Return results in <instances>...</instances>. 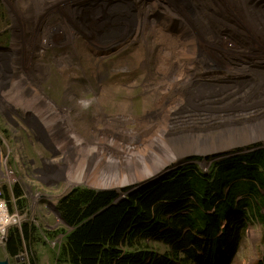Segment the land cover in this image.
Listing matches in <instances>:
<instances>
[{"label": "rangeland", "instance_id": "374dc122", "mask_svg": "<svg viewBox=\"0 0 264 264\" xmlns=\"http://www.w3.org/2000/svg\"><path fill=\"white\" fill-rule=\"evenodd\" d=\"M249 2L0 0V193L9 209L1 262L64 264L71 229L58 203L75 190L125 196L187 164L208 173L225 156L264 146V0ZM186 145L150 179L69 185L107 156L133 164L119 160L121 148L146 149L148 164ZM25 226L33 241L11 256L9 234ZM263 257L264 221L254 217L230 264Z\"/></svg>", "mask_w": 264, "mask_h": 264}, {"label": "trees", "instance_id": "16d2710c", "mask_svg": "<svg viewBox=\"0 0 264 264\" xmlns=\"http://www.w3.org/2000/svg\"><path fill=\"white\" fill-rule=\"evenodd\" d=\"M159 177L123 190L125 196L78 189L64 197L58 211L71 232L59 262L230 264L247 223L254 217L264 221L263 145L225 156L208 173L187 164ZM21 232L9 234L11 256L33 241L28 226Z\"/></svg>", "mask_w": 264, "mask_h": 264}, {"label": "bare ground", "instance_id": "6f19581e", "mask_svg": "<svg viewBox=\"0 0 264 264\" xmlns=\"http://www.w3.org/2000/svg\"><path fill=\"white\" fill-rule=\"evenodd\" d=\"M250 2H251V0H250ZM253 6H255V5H253ZM237 7H238V12L239 13L242 12L238 4H237ZM188 51H185V52H187L186 54L183 52H180L181 55L184 56L186 60H187V58H189L188 57V54H189ZM191 57H192V55H191ZM136 65H127L125 67H126V70H129L131 72L133 70H136V67H140L139 64H136ZM159 70L163 71L162 65L159 66ZM188 146L187 145L182 146L180 149L175 150L176 152L166 150L167 152L164 151L166 153H164L163 156L154 155L153 160L151 162H149L148 164H144V160L146 161V159L148 157L147 154L149 153L146 149L132 150V148L131 149L130 148H121V153H123V155L125 157H121V158L119 157V160L120 161L121 160H125V161L128 160V163H133V164H130L129 166L123 167L122 166L123 164H121V163H123V161H121L120 163H118V161L112 162L111 158H108V156H107V158L104 157V159L106 161V165L101 166L98 163L95 165L96 168L95 169L93 168L94 170H92V172L90 170H88L89 166H91V165L87 166L86 170L84 167L80 168L79 173L75 174V176H73L74 180H72L70 178L71 180H69V185L75 186V185H79V184H91V185L97 186V187H112V188L118 187V188H122L126 185H129V184H134V183H137V182H140L143 180H147V179H150L151 177H154L155 175H157L168 164H172V163L179 161L181 159V157L183 156L182 151L184 149H186ZM181 149H183V150L180 151ZM217 151H219L218 147L213 148L212 151H207V153L202 152V150L199 148H193L192 150H190V154H196V155L207 154V155H209V154H214ZM131 155H133V157L130 158ZM107 164H110L112 166H108ZM85 171H90V172L86 173ZM126 171L127 172L136 171V172L127 173ZM74 172L77 173V171H74ZM84 173H86V174H84ZM70 177H72V175Z\"/></svg>", "mask_w": 264, "mask_h": 264}, {"label": "built area", "instance_id": "2783aa9c", "mask_svg": "<svg viewBox=\"0 0 264 264\" xmlns=\"http://www.w3.org/2000/svg\"><path fill=\"white\" fill-rule=\"evenodd\" d=\"M8 218H9L8 204L5 200V196L3 195V193H0V232L2 230L1 227L3 226V224L5 225L8 222Z\"/></svg>", "mask_w": 264, "mask_h": 264}, {"label": "water", "instance_id": "95a60500", "mask_svg": "<svg viewBox=\"0 0 264 264\" xmlns=\"http://www.w3.org/2000/svg\"><path fill=\"white\" fill-rule=\"evenodd\" d=\"M63 221H64V220H63ZM0 264H8V262H7V261H6V262H1V261H0Z\"/></svg>", "mask_w": 264, "mask_h": 264}, {"label": "flooded vegetation", "instance_id": "af4514ba", "mask_svg": "<svg viewBox=\"0 0 264 264\" xmlns=\"http://www.w3.org/2000/svg\"><path fill=\"white\" fill-rule=\"evenodd\" d=\"M23 261V260H22ZM9 264V263H8Z\"/></svg>", "mask_w": 264, "mask_h": 264}]
</instances>
